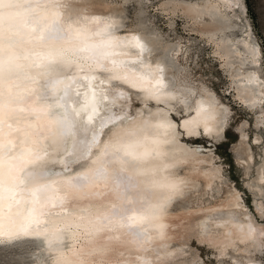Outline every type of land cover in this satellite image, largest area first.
Here are the masks:
<instances>
[{
    "label": "bare ground",
    "instance_id": "1",
    "mask_svg": "<svg viewBox=\"0 0 264 264\" xmlns=\"http://www.w3.org/2000/svg\"><path fill=\"white\" fill-rule=\"evenodd\" d=\"M126 1L79 0L73 7L79 9L82 15L114 17L119 21L117 36H137L151 50L143 59L153 66L159 64L163 68L164 81L168 87L158 100H152L144 92L111 79L108 73L73 67L68 75L76 80L73 93H79L80 100L79 104L73 105V109L79 113L82 122L86 121L89 115H93L97 121L96 130L103 133L101 141L107 138L110 129L114 127L109 124L107 128L101 129L98 123L99 115L109 109L118 116L136 118L121 122L120 126L125 129V139L143 136L167 139L168 143L159 148L160 159H150L136 167L153 169L163 164L174 167L168 168L162 174L157 171L155 176H141L137 179L160 180L164 176L182 180L183 184L181 192L163 209L160 222L167 227H155L153 225L157 222L154 221L153 224L143 225L147 231L140 239L124 229L110 233L114 239L105 238L102 242L110 244L117 253L122 252L126 257L147 256L153 260V264H209L203 262L199 251L198 254L192 255V240L195 237L199 243L213 248V256L220 263L229 260L228 264H264L254 257V253L264 246V222L261 219L264 217L263 203L256 201V211L252 210L244 199L243 191L227 178L215 150L188 143L176 123L180 118L178 101L192 104L193 101L200 100L208 107L218 109V123L213 122L206 138L220 142L231 120L230 103L207 80L196 77L187 70L183 58L180 57L181 38H166L159 29L151 27L141 17V13L137 14L136 18H131L123 8ZM154 6L170 28L174 27L178 20H182L184 31L196 34L209 49L211 47L209 54L215 52L217 57L223 58L222 62L217 59L219 67L227 77V85L223 88L225 96L231 95L235 102L250 110L259 107L264 99V80L254 66L259 63L261 48L251 38L246 26H242L239 33L234 32L241 13L244 12L242 0H158ZM205 6H211V10H206ZM119 50L122 53L132 52V49L123 43L120 44ZM56 70L52 67L46 71L54 73ZM49 79L47 76L40 77L36 85L41 90L37 103L48 110V115L29 129L39 133L37 138L42 140L39 145L41 148L51 143L42 139L46 135L43 123L47 120L56 121L63 115V107L59 101L62 86L53 91L47 86ZM133 100L137 101V105L131 104ZM93 108L95 112L92 111ZM255 119L257 124L261 121L258 112ZM161 123L171 124L167 133L154 127ZM21 126L28 127L23 122ZM54 130L58 131V128ZM239 130L242 143L246 140L247 133L240 126ZM254 140L257 141L258 136ZM95 151L94 149V155ZM244 153L245 155L239 158H243L249 165L253 160L249 145L245 147ZM64 159L63 151H53L49 147L45 160L51 175L33 176L32 168H27L20 174L24 181L21 187L30 188L37 183L55 181L54 194L64 200L63 206L48 205L44 210L47 214L39 217V223L32 224V228L39 229L41 235L10 242L27 239L39 241L40 249L35 254L33 264H52L57 252L74 246L79 247V244L83 243L74 240L70 232L63 230L60 223L62 218L71 216L81 208L110 207L113 203H120L119 194L110 179L94 180L81 189L68 187L64 178L87 171L91 164L90 160L76 162L69 165L70 171L66 172ZM131 171L132 169H129V172ZM56 173L61 175L57 176ZM247 183L249 187L260 188L259 185L264 183L263 166L259 167L255 181ZM163 195L164 193L150 184L141 183L140 188L133 193L134 203L131 207L133 211L142 213L147 206L158 204Z\"/></svg>",
    "mask_w": 264,
    "mask_h": 264
},
{
    "label": "snow or ice",
    "instance_id": "2",
    "mask_svg": "<svg viewBox=\"0 0 264 264\" xmlns=\"http://www.w3.org/2000/svg\"><path fill=\"white\" fill-rule=\"evenodd\" d=\"M77 3L79 0H0V242L41 235L32 224L39 223V217L47 214L44 210L48 205L63 206V198L54 194L55 181L21 187L24 181L20 174L27 168L33 169V176L52 174L45 160L51 147L65 153L66 172L70 171L69 165L90 160L87 171L64 178L68 187L81 189L94 180L110 179L120 200L110 207L81 208L62 218L63 230L83 243L57 252L52 264H153L147 256L126 257L102 241L114 239L109 234L124 229L140 239L147 231L143 225L154 221L155 227H167L160 222L163 209L181 192L183 181L164 176L160 180L139 181L137 177L155 176L157 171L162 174L174 165L163 164L153 169L136 166L160 159L159 148L168 140L147 136L125 139L121 122L136 118L118 116L109 109L99 115L98 123L101 129L109 124L114 127L101 141L103 133L96 130L93 115L82 122L73 109L80 100L79 93H73L76 80L68 72L73 67L103 71L111 79L158 100L168 87L164 70L159 64L153 66L143 59L151 50L137 36L116 35L119 21L114 17L82 15L73 7ZM205 8L211 10V6ZM121 43L132 52L122 53ZM217 58L222 62V57ZM52 67L57 69L54 73L46 71ZM45 76L50 77L47 86L53 91L62 86L59 101L63 115L56 121L43 123L46 135L42 139L51 143L41 148L39 133L29 129L48 115V110L37 103L41 90L36 85ZM178 104L180 118L176 123L188 143L210 147L206 137L218 109L200 100L192 104L181 100ZM22 122L28 127H22ZM154 127L167 133L171 124ZM141 183L150 184L164 195L158 204L149 205L139 213L131 206L133 193Z\"/></svg>",
    "mask_w": 264,
    "mask_h": 264
},
{
    "label": "rangeland",
    "instance_id": "3",
    "mask_svg": "<svg viewBox=\"0 0 264 264\" xmlns=\"http://www.w3.org/2000/svg\"><path fill=\"white\" fill-rule=\"evenodd\" d=\"M157 2L158 0H127L123 4V8L131 18H136V15L141 13V17L151 27L159 29L166 38L172 40L181 38L180 57L183 58L187 70L194 76L207 80L230 103L231 120L224 138L220 142L206 140L210 142L209 148H213L219 156L227 178L243 191L246 203L256 211V201H261L264 205V183L259 185L262 189L259 191L260 188L249 187L247 182L253 183L259 167L263 166L264 168V99L256 110H250L235 102L231 95L225 96L223 88L227 85V77L219 69V64L209 57L211 47L208 49L204 41L199 39L196 34L184 31L182 20H178L177 24L170 28L160 12L154 9ZM242 7L244 12L241 13L234 32L239 33L242 26H246L251 38L260 45L261 57L259 63L254 67L264 80V0H242ZM131 104L135 106L137 101L133 100ZM257 112L261 118L258 124L255 119ZM239 126L247 133V138L242 143ZM256 136H258L257 141L254 140ZM247 145L250 146L253 154V160L249 165L243 161V158H239V156L245 155L244 149ZM261 219L264 222V217ZM192 245L194 246L192 255L198 254L199 251L203 262L220 263L213 256V248L199 243L195 237L192 240ZM39 249L40 242L30 239L16 241L9 245L2 244L0 245V264H33L35 254ZM254 257L264 262V246L259 252L254 253ZM228 261L225 260L220 264H228Z\"/></svg>",
    "mask_w": 264,
    "mask_h": 264
},
{
    "label": "water",
    "instance_id": "4",
    "mask_svg": "<svg viewBox=\"0 0 264 264\" xmlns=\"http://www.w3.org/2000/svg\"><path fill=\"white\" fill-rule=\"evenodd\" d=\"M208 47V49H209V46H207ZM209 57L211 58V59H213V60H215L217 63H219V60L217 59V56H211L210 54H209ZM219 69L222 71V69L219 67ZM206 139H208V140H211L210 138H206ZM9 244H12V243H3V245H9ZM0 245H2V243H0Z\"/></svg>",
    "mask_w": 264,
    "mask_h": 264
}]
</instances>
